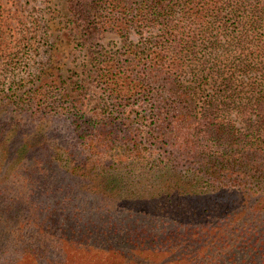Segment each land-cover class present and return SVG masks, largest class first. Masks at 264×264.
Here are the masks:
<instances>
[{"label": "trees", "instance_id": "obj_1", "mask_svg": "<svg viewBox=\"0 0 264 264\" xmlns=\"http://www.w3.org/2000/svg\"><path fill=\"white\" fill-rule=\"evenodd\" d=\"M61 2L89 71L0 80V264H264V4Z\"/></svg>", "mask_w": 264, "mask_h": 264}, {"label": "rangeland", "instance_id": "obj_2", "mask_svg": "<svg viewBox=\"0 0 264 264\" xmlns=\"http://www.w3.org/2000/svg\"><path fill=\"white\" fill-rule=\"evenodd\" d=\"M260 1L264 4V0ZM62 7L61 0H0L1 81H18L25 84V81L31 80L28 77L31 73L42 72L43 76L51 71L65 79L69 76L74 80L86 78L89 71L88 60L82 48L78 46L79 41L66 30L67 25L71 24L66 23L67 19L61 11ZM131 39H134V42L137 41L136 36ZM101 42L105 46L104 49L110 51L121 49L123 46L121 40L113 35H106ZM12 68L14 69L11 70ZM103 96L96 85L86 84L83 94L85 110L91 112L96 108L104 109ZM147 112L145 105L138 104L127 109L126 114L136 118L138 122H144ZM235 114L234 111L231 116ZM23 138L36 144H41L47 139L40 134H25ZM48 143L51 144V141ZM123 152L124 150L118 148L102 161L109 162ZM155 162L156 154L144 151L140 155V161L130 167L135 169L134 173L141 170L149 172L154 170L150 166ZM125 163L128 161L125 160ZM165 172L167 175L163 172H151L147 175L150 178L148 184L151 186L158 182L163 185L169 184L172 180L170 175L172 172ZM117 179H114L113 185L119 182L116 181Z\"/></svg>", "mask_w": 264, "mask_h": 264}]
</instances>
